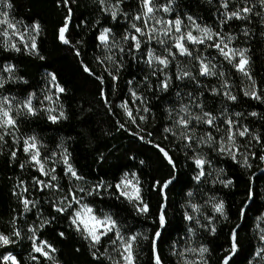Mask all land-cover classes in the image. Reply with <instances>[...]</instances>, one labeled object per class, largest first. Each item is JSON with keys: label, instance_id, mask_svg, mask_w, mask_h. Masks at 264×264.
<instances>
[{"label": "trees", "instance_id": "16d2710c", "mask_svg": "<svg viewBox=\"0 0 264 264\" xmlns=\"http://www.w3.org/2000/svg\"><path fill=\"white\" fill-rule=\"evenodd\" d=\"M1 1L11 5L10 15L16 21L39 25L34 53L6 50L0 41V69L11 65L15 77L1 90L17 99L31 98L35 112L19 111L13 116L18 136L34 137L42 158L50 159L61 149L67 152L69 164L84 187L82 193L72 194L96 216H109L125 238L137 236L135 264H154L157 231L160 237L155 245L161 264H177L175 248L184 243L190 228L185 216L188 204L202 206L211 199L223 204V214L208 213L210 223L195 229L197 241L207 249L206 263L223 264L235 232L237 250L228 264H249L257 247L256 220L264 212V3L234 0L237 8L247 7L251 12L242 13L244 19H227L222 0H161V4L172 3L176 18L190 17L221 36H231L233 46L246 52L251 77L236 72L216 50L202 44L188 45L191 57L177 58L167 72L168 87L164 89L163 79L142 66L131 46L116 58L114 67L105 63L98 39L101 31L109 29L117 39L122 38L128 22L139 12L138 0H121L123 15L116 20L106 15L96 0H68L67 4L63 0ZM69 15L65 34L69 43L64 44L58 38L59 29ZM201 62L208 64L213 74L201 75ZM179 67L185 70L179 72ZM47 75H54L64 89L59 95L64 117L55 122L42 107ZM131 89L147 109L143 119L135 123L120 108L123 102H130ZM253 90L260 100L245 95ZM228 94L236 100H230ZM186 106L209 113L214 123L231 120L247 129L245 138L253 149L251 166L208 149L204 158L216 169L215 182L212 177L197 182L186 141L166 131L174 128L181 108ZM203 131L206 135L211 127H203ZM160 149L167 152L171 164ZM128 172H135L139 179L147 212H138L118 193L116 184ZM220 176L231 183L222 184ZM56 178L54 187H40L36 181H43V177L22 146L10 141L0 144V234L12 241L0 248V258L11 252L18 264H50L32 254L35 230L37 242L46 241L55 249L53 264H114L105 255L108 239L94 247L72 226V210H56L59 190L71 193L78 185L67 180L62 168L57 169ZM25 199L32 202L27 209ZM160 215L165 218L163 227Z\"/></svg>", "mask_w": 264, "mask_h": 264}, {"label": "rangeland", "instance_id": "374dc122", "mask_svg": "<svg viewBox=\"0 0 264 264\" xmlns=\"http://www.w3.org/2000/svg\"><path fill=\"white\" fill-rule=\"evenodd\" d=\"M96 1L100 5L104 13L106 15H109L112 18L109 10H116L114 6H116L117 3H112L108 0H104L103 3H101V0H96ZM222 1L224 4L225 0H222ZM226 2L228 4V7L227 8L223 7L225 9V15L226 13H231L232 11L239 10V8L236 7L234 0H226ZM138 3H139V12L134 17H136L137 15L142 16V13L144 11L142 4H141V0H138ZM153 7H154V12L152 14L153 18L147 20L148 27L144 28V31L146 33L145 35H140L136 33L135 29L132 28V24L134 23L137 26H140L142 28L144 27L145 19L142 16L140 20H136L133 17L132 21L128 22L127 31L125 32L122 38L117 39V37L110 30L108 34L107 44L99 40L104 50L106 64H108L111 67H114L116 65V60H117L116 58L119 57V55H122L125 52V50H127L128 47L131 46L132 51H136L138 55L140 56L143 67H147L149 69V72H151L154 77L156 76L160 79H163V81L165 80L167 81L168 80L167 72L169 71V69L173 67L174 63L177 62V58L178 57H191V55L179 54L178 50L173 46L175 44V38L179 37L182 33L186 34L189 31H191L193 36L204 38L203 33L200 30L206 28L210 30L212 38L211 39L204 38V43H202V45H206L216 50L218 55H220L224 60L228 61L236 72H238L242 76H245L243 73L238 71L237 68L235 67L236 63L239 60L238 55H236L235 58H233L230 62L228 59H226L221 54L219 49H217L214 46H211V45H215L223 41L224 43L221 44V47H224V44L228 45L225 51H228L229 49L235 50L237 53L240 51H243L246 56V52L244 49L235 48L233 46V42H232L233 38L231 36H221L219 33L215 32L211 28L204 26L202 24H199L196 20L192 18L189 19V17L176 18L172 3L161 4V0H153ZM165 7L169 9L167 12L163 11ZM0 13H3V15H0V20L6 19L8 21V23L0 24V41L3 47L9 51H17L16 49H19V50L23 49L28 53H34L35 50L31 49V44L33 42V39L36 40V35L38 31H35L33 26H26L16 21L15 19H13L10 15L8 5L1 0H0ZM121 15L123 14L120 8V4H118V11H117L116 19L121 17ZM177 19L182 21L181 32L178 33L174 30V28H171L170 34L164 35L163 34L164 30L170 28L167 22L175 21ZM157 21H162V23H157ZM9 23L12 24L13 27L10 28L8 26ZM153 29H155V31H153ZM103 30L101 31V33L103 32ZM4 33H7V35H5ZM126 35L127 36H131V35L137 36V38L141 41L140 48L138 50L134 47L133 41L131 39H127V40L125 39ZM149 37H151V39ZM160 41H163V43H161ZM184 44L186 47H188V45H192V46L200 45V44L190 43L187 40L184 41ZM13 45L15 47H13ZM169 51L174 53V55H169ZM149 52L153 53V57L167 58L169 61L167 67L158 64L154 58L152 59V63L149 64L147 62L149 60V55H148ZM8 66H11V65H4L0 69V82H3V87L12 81H15V77L13 75V70H14L13 67L11 66L12 67L11 72L4 70ZM181 70H185V69L184 68L182 69L179 67V72ZM3 87H0V91H1L0 92V102H2L3 98L5 97L8 99L10 103L4 104V107L5 109H8L10 107L11 109L10 115L13 117L19 111H27L23 107L24 102L27 100L17 99L11 95H8L2 92L1 89ZM58 88L60 87L56 83V81L52 80V75H47L46 88H45V92L43 96L42 107L46 111L48 119L52 122L59 121L63 119L64 117L63 109L59 101V95L61 92L58 91ZM133 93H135V95H133ZM49 97H51V99H49ZM122 105H127V107L132 111V116L134 118V121H136V119L142 120L141 117H144L146 113L144 103L142 99L139 98V96L137 95L135 89L130 90V102L125 101L120 105L121 110L123 111L125 116L128 118V120L131 121L132 123H135L133 122V119H130L128 115L125 113L124 107H122ZM180 111H181L180 112L181 117H184L186 120L190 121L189 127L186 129L177 123V121L181 118L180 117L179 119L175 120L176 125L174 126V128H171L169 130V133L170 135L175 136V138L177 139L183 138L186 141L188 148L192 152L194 164L197 158H202L205 161V164L203 166L204 175L199 176V179H197V176L201 172V169L198 168L197 165L195 164L196 169H197V172H196L197 182L201 181L205 177H208V179L212 177L211 181L213 183L215 182V178L213 177H215L216 169L215 167L211 165L210 162L207 161L206 158H204V154L208 149H211L214 152H216L218 156L230 158L240 163L243 166H251V160L253 159V155H252L253 149L251 147V143L249 142V140L245 138L246 135L243 137L239 136L238 134L239 131L243 129L237 126L233 121H232L233 122L232 125L230 126L227 122H224V121L222 123H218V122L214 123L215 120L213 119V124L210 126L204 123L203 120L195 119V117L197 116H200V117L204 116V113H202L198 107L189 108L188 106H186V107H182ZM52 116H55L57 119L53 121L52 119H50V117ZM203 127H211V132L206 133V135H204ZM230 127H231V132L234 134L235 146L232 147V151L235 153V156H236L235 159H233V157L229 155L227 151H220V148L222 146L225 148H228L229 145L231 144V142L228 141ZM0 135H3V139L0 140V144L10 141L14 145L22 146L23 151L25 148L24 141L29 140V142H31L30 138H33L32 136H30V137L21 139L18 136L15 127L7 128V129H0ZM189 136L191 137V140L186 139V137H189ZM209 136H211L212 138L209 139ZM35 142L37 144V149L40 153L39 159L43 162L45 171L49 172L50 175L48 176L42 175L41 172L38 170V165L31 162V158H30L31 154L26 153L25 151L24 153L27 155L28 160L33 165L34 169L42 175L43 181L45 183H51L52 185L57 184L56 180H51V176L54 175L56 177L57 169L62 168L67 180L73 185L78 184L77 186H74L75 188H73V192H71V194L72 193H82L81 189H84V187L80 183L81 180L76 179L75 177H71L70 174H66L67 165H65L64 163V157L65 156L68 157L67 152L64 149H61L58 154H56L50 159L42 158L40 147L36 139H35ZM68 164H69V159H68ZM126 175L129 180L133 181V184H135L137 180L139 181L135 172H128V173H124L121 176L117 184H120L121 180L124 179ZM218 181L221 182L222 184L228 183L225 180L222 181L221 176ZM39 186L43 187V185H39ZM55 187H57V185H55ZM76 187H79V188H76ZM138 187L140 189V182L138 184ZM117 190H118V193L120 194L121 190L118 188ZM125 191H132V190L125 189ZM56 196H57V200L55 204L56 209L58 207L64 208L65 210L61 212L72 210L70 222L72 226L74 227V229L77 231V226L73 225L72 223L73 215L76 211L81 210L82 207L85 206L86 204H84L81 201L80 197H76L75 195V197L79 200V204H77L75 201L71 199V196L69 195V193L64 192L63 190H59ZM66 196L68 197V200H65ZM121 196L125 198L128 202H130L137 209L138 212L144 213L139 210L142 207L141 197H140V201H137L135 199L129 200L123 195ZM139 196H140V192H139ZM69 203H71V207H68ZM219 203L220 201L218 199H211L210 201L205 202V204H203L202 206L193 205L192 203L188 204L185 210L186 211L185 216L186 217L191 216L192 219L189 220L186 218L188 222V226H190L189 231L187 233L186 238L184 239V243L180 247L175 248L174 256L176 258L177 264H207L206 263V252L202 254L199 252V249L204 248V247L201 246L199 242L197 241L195 229H201V228L204 229L206 227L205 225L207 223L208 224L210 223V219L207 218L208 213L221 215V213L216 212L214 208V205L219 204ZM194 206H195V210H194ZM96 217L99 219L110 218L107 215H104L102 217H98V216ZM116 231H118L117 227L113 232H109L107 235L103 236L98 244H95V245L92 244V245L96 247L97 245L101 243L102 239H108L109 240L108 246L105 250L106 257L110 261H112L114 264H116L117 261H119L120 264H123V261L121 260L120 252L118 251V249L120 248L119 242H117L116 244L112 243V240L115 239ZM78 232L82 234L84 237L87 236V233L83 231H78ZM254 234L257 239V247H256V251L253 257L251 258L249 264H264V251H261L262 249H264V240L261 239V237L264 236V212L256 220V224L254 227ZM88 240L92 243L90 239ZM2 247L4 246H0V248ZM45 250L49 252V256H50V258H46V259L49 260L50 264H53L52 251L50 249H45ZM257 253H260V254L257 255ZM8 254H11L12 256H14L11 252L6 253L5 255H8ZM32 254L40 255L39 253H36L33 250V238H32Z\"/></svg>", "mask_w": 264, "mask_h": 264}, {"label": "snow or ice", "instance_id": "6c2138e0", "mask_svg": "<svg viewBox=\"0 0 264 264\" xmlns=\"http://www.w3.org/2000/svg\"><path fill=\"white\" fill-rule=\"evenodd\" d=\"M63 2L65 4L68 3V0H63ZM104 0H101V3H103ZM119 2H121V0H117V5L114 6V8L116 10H109L110 14L113 18V20H115L117 18V11H118V4ZM262 3H264V0H261ZM141 4L143 7V13L142 16L145 19V24L144 27H140L137 26L135 23L132 24V28L135 29V32L140 34V35H145V31L144 28H147V20L148 19H152L153 16V12H154V7H153V0H141ZM8 7L10 8L11 5L9 4ZM224 8L228 7V4L225 0V3L223 4ZM169 9L167 7H165L163 9V11L167 12ZM251 12L250 8H243V9H239L236 11H232L231 13H226V18L227 19H244L246 18L245 16L242 15V13H249ZM0 15H3V13H0ZM141 15H137L136 17H134V19L136 20H140L142 18ZM71 19V16L69 15V17L66 18V22L64 24L63 27H61L59 29V36L58 38L60 39V41L64 44H68L69 40L66 38L65 34L68 31V24H67V20ZM189 19H191L189 17ZM3 23H8V21L5 20H0V24ZM157 23H162V21H157ZM168 25L170 26L169 29H165L164 30V35H169L170 34V29L174 28V30L178 33L181 32V24L182 21L177 19L175 21H168L167 22ZM8 26L11 28L13 27L12 24H8ZM35 31L39 30V25L36 24L33 26ZM153 31H155V29H153ZM203 33V37L207 38V39H211V33L209 29H201L200 30ZM110 30L109 29H104L103 32L100 34L99 36V40L105 44H107L108 41V34H109ZM5 35H7V33H4ZM151 39V37H149ZM204 38L201 37H197V36H193L191 31H189L186 34H181L179 37L175 38V44L173 45L179 52V54L181 55H191V53L189 52V50L187 49V47L184 44V41L187 40L190 43L193 44H202L204 43ZM125 39H131L133 41V45L134 47L138 50L140 48V44L141 41L137 38L136 35H131V36H125ZM161 43H163V41H160ZM224 42L221 41L220 43H217L215 45H211L216 47L217 49H219V51L221 52V54L228 59L230 62L233 58H235L236 55L239 56V60L236 63L235 67L237 68L238 71H240L241 73H243L245 76H249V73L247 71V65H248V59L245 56L243 51L240 52H236L235 50L229 49L228 51H225V49L228 47L227 44H224V47H221V44H223ZM13 47H15L13 45ZM36 48V44H35V40L33 39V42L31 44V49L35 50ZM17 51H19V49H16ZM231 53V55H230ZM78 54V53H77ZM149 60L147 61L149 64L152 63V59L154 58L156 60V62L160 65H163L165 67H167L169 61L167 58H160V57H153V53L149 52ZM169 55H174V53H172L171 51H169ZM5 71L11 72L12 71V67L8 66L4 69ZM85 71H89V69L87 67H85ZM200 74L201 75H211L213 74L211 68L209 67L208 64L201 62L200 64ZM184 76L189 75V73H183ZM178 78H182V77H178ZM249 78H251L249 76ZM55 76H52V80L55 81ZM0 87H3V82H0ZM161 87L166 89L168 87V83L167 81H163L161 83ZM58 91L63 92L64 89L63 88H58ZM133 95H135V93H133ZM245 95H249L251 96V98L256 99V100H260L261 96L258 95L256 93L255 90L251 91V92H245ZM228 98L230 100L235 101L236 97L228 94ZM49 99H51V97H49ZM10 102L8 101V99L5 97L3 98V101L0 102V129H7V128H14L16 126V122L15 119L10 115V107L8 109H5L4 104H9ZM23 107L27 110L28 113L31 114H35L33 106H32V101L31 98H29L27 101L24 102ZM122 107H124V111L125 113L128 115V117L130 119L134 118L132 116V111L127 107V105H122ZM145 111H147V109H145ZM62 115V113H61ZM252 115H256L255 112L252 113ZM206 117V119H205ZM50 119H52L53 121H55L57 118L55 116L50 117ZM141 119H143V117H141ZM195 119L197 120H203L204 123L208 124V125H212L213 124V117H211V115L209 113H204L203 117L197 116L195 117ZM177 123L181 126H183L184 128H188L190 121L186 120L184 117H181ZM227 123L231 126L232 125V121L229 120L227 121ZM166 131H169V129H166ZM248 132L247 129H243L241 131H239V136L243 137L246 135V133ZM7 134V133H5ZM212 137L209 136V139H211ZM3 139V135H0V140ZM186 139L191 140V137H186ZM31 142H29V140H25L24 144H25V148L24 151L26 153H30L31 154V162L38 165V170L41 172L42 175L48 176L50 175L49 172L45 171L44 168V164L43 162L39 159L40 157V153L37 149V144L35 142V138H30ZM228 141L231 142V144L229 145L228 148L225 147H221L220 151H227L229 155H231L233 157V159L236 158L235 153L232 151V147L235 146V141H234V134L231 132V127L229 128V135H228ZM161 152H163V154L165 155L166 158H168L169 163H172V160L170 157H168L167 152H165L163 149H160ZM13 156H15V153H12ZM262 159H264V157H262ZM64 163L65 165H67V170H66V174H70L71 177H75L76 179H81V177H79L77 175V173L75 172V170L71 167L70 164H68V157L65 156L64 157ZM195 164L197 165L198 168L201 169V172L199 173V175L197 176V179H199V176L204 175L203 172V166L205 164V161L202 158H197L195 160ZM57 178L53 175L51 176V180H56ZM36 183L38 185H43V187L46 188H51L54 187V185H52L51 183H45L44 181H39L37 180ZM228 183H231L230 181ZM139 181L137 180L135 184H133L132 180H129L127 178V175L125 176L124 179L121 180L120 184H117V188L121 190V195L125 196L126 198H128L129 200H137L140 201V196H139V192L140 189L138 187ZM99 187V185L97 186ZM164 187H167V184L164 185ZM125 189H131L132 191H125ZM43 190V189H41ZM81 191H83V189H81ZM69 195L71 196V199L73 201H75L77 204H79V200L75 197V195L69 193ZM189 195H191V193H189ZM65 200H68V197H65ZM32 203L31 201L25 199L23 200V204L25 206V209L28 208L29 204ZM142 207L139 209L141 212H147L148 211V206L147 204H143V202L141 201ZM68 207H71V203L68 204ZM215 211L218 213L223 214V204L219 203L214 205ZM58 212L60 211H64V208H60L58 207L56 209ZM194 210H195V206H194ZM187 219L191 220L192 217L191 216H187ZM72 223L73 225L77 226V231H83L85 233H87V236L85 237L86 239H90L92 241V244H98L101 240V238L105 235H107L109 232H113L116 229V224L114 221L111 220V218H105V219H99L97 218L94 214L91 208L87 207L86 205L82 207L81 210L76 211L73 215V219H72ZM159 223L160 226L163 227L164 223H165V218L163 215H160L159 217ZM214 231V229H213ZM16 236H19V232L15 233ZM63 235V234H61ZM160 237V232L157 231L155 234V238L153 239V256H154V264H161V260H160V256L156 253V245H155V240L157 238ZM137 236L136 235H132V236H128V237H124L122 236L119 231L115 232V239L112 240L113 244H116L117 242H119L120 244V248L118 249V251L120 252V256H121V260L123 261V264H135V254H134V246H135V242H136ZM145 239H147V237H145ZM232 245H231V249H230V255L228 257L225 258L223 264H228V261L231 259V255L235 254L236 250H237V242H236V234L235 232H233L232 234ZM262 240H264V236L261 237ZM38 237L35 236V230H33V250L36 253H39L40 255L44 256L45 258H50L49 256V252L46 251L45 249H50L51 251H55V249H53L51 247V245H49L46 241H40L39 243H37ZM12 241L10 240V238L6 235L0 234V246H7L8 244H10ZM195 251V250H194ZM207 249L205 248H201L199 249V252L202 254L204 252H206ZM261 251H264V249H262ZM260 253H257V255H259ZM3 260V264H17L16 258L14 256H12L11 254L5 255L2 258H0ZM33 259H35V257H33ZM116 264H120L119 261L116 262Z\"/></svg>", "mask_w": 264, "mask_h": 264}]
</instances>
